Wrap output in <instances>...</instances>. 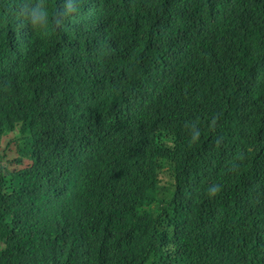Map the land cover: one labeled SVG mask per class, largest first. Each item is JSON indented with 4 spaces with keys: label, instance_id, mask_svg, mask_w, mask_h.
<instances>
[{
    "label": "trees",
    "instance_id": "1",
    "mask_svg": "<svg viewBox=\"0 0 264 264\" xmlns=\"http://www.w3.org/2000/svg\"><path fill=\"white\" fill-rule=\"evenodd\" d=\"M22 2L0 0V264H264V0H76L42 30Z\"/></svg>",
    "mask_w": 264,
    "mask_h": 264
},
{
    "label": "clouds",
    "instance_id": "2",
    "mask_svg": "<svg viewBox=\"0 0 264 264\" xmlns=\"http://www.w3.org/2000/svg\"><path fill=\"white\" fill-rule=\"evenodd\" d=\"M75 12L76 0H60L54 12L50 11L43 0H23L19 6L20 16L34 30L46 29L50 23L59 26ZM189 135L191 142L198 141L200 130L195 124L189 125ZM219 191V184H210L206 194L211 197Z\"/></svg>",
    "mask_w": 264,
    "mask_h": 264
},
{
    "label": "rangeland",
    "instance_id": "3",
    "mask_svg": "<svg viewBox=\"0 0 264 264\" xmlns=\"http://www.w3.org/2000/svg\"><path fill=\"white\" fill-rule=\"evenodd\" d=\"M10 137H5L2 142V147H6Z\"/></svg>",
    "mask_w": 264,
    "mask_h": 264
}]
</instances>
